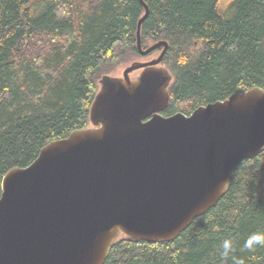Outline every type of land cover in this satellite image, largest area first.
Instances as JSON below:
<instances>
[{
	"label": "trees",
	"instance_id": "1",
	"mask_svg": "<svg viewBox=\"0 0 264 264\" xmlns=\"http://www.w3.org/2000/svg\"><path fill=\"white\" fill-rule=\"evenodd\" d=\"M143 1L142 47L168 44L164 117L264 91V0ZM143 14L136 0H0V196L10 170L90 126L99 79L137 57ZM253 233L264 234V150L233 170L224 196L176 239L120 235L104 264H264V245L244 247Z\"/></svg>",
	"mask_w": 264,
	"mask_h": 264
},
{
	"label": "water",
	"instance_id": "2",
	"mask_svg": "<svg viewBox=\"0 0 264 264\" xmlns=\"http://www.w3.org/2000/svg\"><path fill=\"white\" fill-rule=\"evenodd\" d=\"M137 22L134 62L102 76L90 127L43 147L1 181L0 264H104L114 241L166 243L224 196L229 177L264 150V91L164 117L170 73L166 42L143 49ZM140 73L130 78L133 72Z\"/></svg>",
	"mask_w": 264,
	"mask_h": 264
},
{
	"label": "rangeland",
	"instance_id": "3",
	"mask_svg": "<svg viewBox=\"0 0 264 264\" xmlns=\"http://www.w3.org/2000/svg\"><path fill=\"white\" fill-rule=\"evenodd\" d=\"M150 45H152V43L149 42V43H147L146 47H149ZM160 52H161V49H159L157 52L151 53L150 55H148L146 57H140L138 55V53H137V57H135V58L127 61L126 63L118 66L115 70H113L111 73H109V76H111V77H121L124 69L126 67H128L130 64H132L134 62L145 63V62L152 61L153 59H156L159 56ZM139 73H140L139 71L133 72L130 75V78H135Z\"/></svg>",
	"mask_w": 264,
	"mask_h": 264
},
{
	"label": "clouds",
	"instance_id": "4",
	"mask_svg": "<svg viewBox=\"0 0 264 264\" xmlns=\"http://www.w3.org/2000/svg\"><path fill=\"white\" fill-rule=\"evenodd\" d=\"M255 245H264V234L253 233L246 240L244 247L248 249H252ZM223 252L222 255L227 257L232 250L231 242L225 240L221 245Z\"/></svg>",
	"mask_w": 264,
	"mask_h": 264
}]
</instances>
